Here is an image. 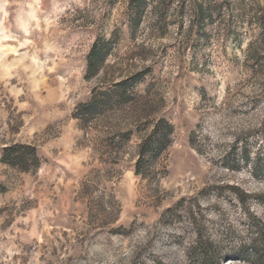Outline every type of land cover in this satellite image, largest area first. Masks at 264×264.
I'll return each mask as SVG.
<instances>
[{"label":"rangeland","instance_id":"obj_1","mask_svg":"<svg viewBox=\"0 0 264 264\" xmlns=\"http://www.w3.org/2000/svg\"><path fill=\"white\" fill-rule=\"evenodd\" d=\"M136 1L0 0V158H39L0 160V264H264V0ZM122 80L127 104L81 117Z\"/></svg>","mask_w":264,"mask_h":264},{"label":"trees","instance_id":"obj_2","mask_svg":"<svg viewBox=\"0 0 264 264\" xmlns=\"http://www.w3.org/2000/svg\"><path fill=\"white\" fill-rule=\"evenodd\" d=\"M136 1V0H135ZM138 6L144 4V0L136 1ZM262 39L264 41V29H262ZM105 55V47L101 49L92 50V57L88 62V70L90 74L96 73L101 65ZM141 79V75H136L132 78L133 82H137ZM131 84L122 80L116 83V88L112 90L98 91L87 103L80 104L79 113L84 120H90L91 118L100 119L106 116L112 111H116L117 108H121L127 104L134 97L130 91ZM115 108V109H114ZM172 130V125L164 118H161L154 127V130L145 137V140L141 143L140 155L137 161L136 173L139 174L140 167L145 166L147 163H153L157 154L168 143V135ZM130 131L116 132L108 136L112 144L120 145L125 142L129 137ZM123 142V143H124ZM1 162L10 165L11 167H17L23 171H27L31 168H35L39 164V158L34 146L30 144H8L2 148V154L0 158ZM140 171V172H139ZM142 173H146L144 169ZM258 241V240H257ZM256 242L253 244L256 245ZM260 245L255 248L254 253L256 257L264 263V243H258ZM199 264H219L213 257L202 260Z\"/></svg>","mask_w":264,"mask_h":264}]
</instances>
